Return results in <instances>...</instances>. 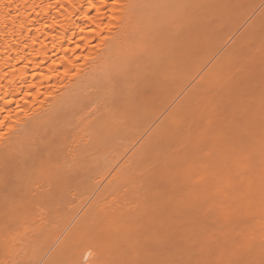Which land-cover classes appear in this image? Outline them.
Returning a JSON list of instances; mask_svg holds the SVG:
<instances>
[{"label": "bare ground", "instance_id": "1", "mask_svg": "<svg viewBox=\"0 0 264 264\" xmlns=\"http://www.w3.org/2000/svg\"><path fill=\"white\" fill-rule=\"evenodd\" d=\"M248 1L0 0V264H264Z\"/></svg>", "mask_w": 264, "mask_h": 264}, {"label": "rangeland", "instance_id": "2", "mask_svg": "<svg viewBox=\"0 0 264 264\" xmlns=\"http://www.w3.org/2000/svg\"><path fill=\"white\" fill-rule=\"evenodd\" d=\"M258 1H260V0H249L247 3L245 2V5L243 6L242 4H241V6L242 7H244V8H242V10H250V9H252V8H254L256 5H257V3L256 2H258ZM259 3V2H258ZM256 4V5H255ZM250 8V9H249ZM121 81H123V79H121V80H119V86H118V84H117V91H116V95L114 96V98H115V102H117V98H119L120 96H121V93H122V89H119V87L121 88L122 87V85L124 84V83H122ZM120 82H121V84H120ZM78 177H76V176H74V179H72L71 181H75V183H74V189L76 190V187L78 188V184H79V182L81 181L80 179H81V176L82 175H80V174H78L77 175ZM76 179V180H75ZM79 179V180H78ZM71 185H73V183H71ZM75 185H77L76 187H75ZM72 187V186H71ZM74 190V191H75Z\"/></svg>", "mask_w": 264, "mask_h": 264}]
</instances>
